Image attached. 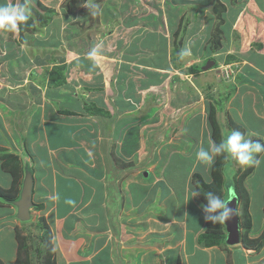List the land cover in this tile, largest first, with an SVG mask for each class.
I'll list each match as a JSON object with an SVG mask.
<instances>
[{
  "label": "crops",
  "instance_id": "obj_1",
  "mask_svg": "<svg viewBox=\"0 0 264 264\" xmlns=\"http://www.w3.org/2000/svg\"><path fill=\"white\" fill-rule=\"evenodd\" d=\"M33 1L47 5L46 0ZM30 7L32 12L35 8ZM167 53H159L165 64L159 71L143 65L153 72H142L141 83L135 88L137 96L155 88L171 91L166 85L174 77V67L169 66ZM255 67L261 69L264 77V65ZM33 69L36 68L26 70L30 75L20 80L19 70L14 67L10 75L15 73V78L9 81L16 85L11 88L4 81L5 88H0L12 90L9 95L0 96V147L19 155L25 168L32 169L26 170L34 179L28 221L18 218L14 202L0 204V260L4 264H15L21 243L19 232L24 225L37 224V228L38 222L50 229L52 258L57 264H264V248L251 260L248 253L256 250L243 244L205 246L200 242L207 221L201 208L204 203L198 195L193 197L194 176L200 174L210 181L212 165L199 162L196 152L214 142L209 120L206 123L203 118L204 95L185 104L177 99L163 108H154L155 104L149 101L145 104L130 97L128 87L122 99H114L115 107L110 109L101 97L91 98L102 106H91L96 110L92 114L82 98L72 97L71 92L74 97L80 95L83 83L74 88L70 82L58 87L44 86L31 77ZM218 76L222 78L220 73ZM92 79V83L99 81ZM243 84L245 87L238 89L234 98L242 95L243 101L246 99V120L239 112L233 114V108L228 111L248 134L263 136V114L251 101L255 90L261 94V85ZM131 85L134 87L135 83ZM178 94L179 91L171 92L175 97ZM236 102L241 109L242 101ZM31 106L30 113L23 112ZM179 109L183 110L182 115L180 112L176 116ZM23 113H28L27 118L33 117L23 120ZM170 118L174 119L169 121ZM263 160L264 157L260 162ZM11 182L10 175L7 187ZM263 185L251 194L253 207L254 195L259 198L260 216L252 212L260 226L258 231L264 226ZM67 199L74 203H65ZM36 228L27 226L21 241L30 243L34 239L39 246L46 245L49 240L40 237L45 230ZM8 243L12 247L9 260L3 255Z\"/></svg>",
  "mask_w": 264,
  "mask_h": 264
},
{
  "label": "rangeland",
  "instance_id": "obj_2",
  "mask_svg": "<svg viewBox=\"0 0 264 264\" xmlns=\"http://www.w3.org/2000/svg\"><path fill=\"white\" fill-rule=\"evenodd\" d=\"M6 3L17 5L27 3L29 7L35 9L31 12V17L16 31L0 30V88H5L2 86L4 81L9 83L11 88L16 85L9 79L15 78V73L10 74L14 71V67H17L19 70L17 77L20 80L30 75V72L25 73L26 70L36 68L33 69L31 77H36L37 83L41 85L58 87L56 85L61 86L70 82L74 88L84 84V89H79L80 95H75L78 97H74V92L71 93L75 100L82 98L88 110L92 109L91 106L102 108L92 101L91 98L94 96L101 97L106 102L104 103L106 108L115 107L114 99H122L128 87L130 97L145 104L149 101L155 104L154 108H163L167 102L177 99L185 104L191 99L195 100L197 95L202 97L204 95L206 102L203 101L205 106L202 105V112L206 123L210 109L216 110L218 104L224 108L218 115L224 124L226 134L224 138L232 130H239L264 144V134L260 137L248 134L244 125L237 126L234 116L228 111L231 107L233 114L239 112V116L246 120L244 113L247 111L244 105L246 99L243 101L242 95L237 98H234V95L238 89L242 91L245 87L244 82L249 85H252L251 83L256 85L259 82L261 94L259 89L255 90L251 101L255 102V109L263 114L262 120H264V112L261 111L264 108V87H262L264 77L261 75V69L255 67L264 65V0H46L47 5L33 0H6ZM185 45L190 47V54L181 57L179 53ZM163 46L165 50L162 49ZM93 48L97 49V54L94 58H90L88 54ZM160 52H168L169 66L174 67L173 74L178 79L174 77L169 79L166 86L169 85L170 92L155 88L152 93L143 90L147 94L137 96L135 88L136 84L141 83L139 78L142 72L148 70L153 72L151 69H144L143 65L152 66L156 68L155 71L164 68L162 56L161 59L159 58ZM211 59L216 60V63L208 70H204V66ZM230 61L233 63L226 64L231 65L234 73L230 80H224L218 76L217 68ZM58 68L63 70L62 73ZM92 78H97L99 81L92 83L94 81ZM132 83H135L134 87ZM9 91L1 90L0 96L9 95ZM174 91H179L176 97L171 95ZM84 93L85 95H82ZM227 94L231 95L227 98ZM258 94H260L259 101ZM127 97L129 98L128 95ZM236 100L242 101L241 109ZM220 101L222 102L219 103ZM158 104L160 106H157ZM187 106L185 105L183 110ZM32 109L33 106L23 112L30 113ZM66 109L71 108L64 110ZM92 110L91 113L96 114V110ZM183 110L179 109L176 116ZM27 116L28 113H23L21 119L26 120ZM32 117L33 115L27 119ZM159 123L160 121L156 124ZM262 157L264 153H260L258 159L261 161ZM108 162L113 163L111 159ZM235 162L237 166L233 163L227 169L226 178L222 176L216 182L221 194L225 195L227 188L233 190L230 183L236 179L242 181V173L252 167V174L245 178V186L250 194L260 190L262 188L260 186L264 184V160L258 166L252 167L243 166L237 160ZM21 163L23 165L22 161ZM239 167L242 172L234 175ZM218 168L217 166V172ZM9 176V173H5L0 168L1 186L7 187ZM241 186L242 183H239L238 188ZM261 197L263 203L264 191ZM254 198V207L251 197L248 214L244 212V203L238 202L240 223L246 222L251 216L253 220L251 228L240 226L241 237L248 232L250 238H257L263 232V228L258 231L260 226L254 221L253 214L260 216L261 213L258 208L259 198L255 195ZM3 201L5 198L0 196V204ZM38 224L37 228V224L24 225L19 232L20 242H23L22 231L27 226L37 230L46 229V225L44 226L42 222ZM239 244H243L242 239ZM8 246L3 255L9 260L12 247ZM262 248L255 249V253L252 248H247L253 250L248 253V258L253 260V257L258 256L263 250ZM6 263L11 264V262ZM32 264H41V262H32Z\"/></svg>",
  "mask_w": 264,
  "mask_h": 264
},
{
  "label": "trees",
  "instance_id": "obj_3",
  "mask_svg": "<svg viewBox=\"0 0 264 264\" xmlns=\"http://www.w3.org/2000/svg\"><path fill=\"white\" fill-rule=\"evenodd\" d=\"M58 69L60 70V73H62L63 70L60 68ZM63 80L65 81V79ZM230 95L231 94H227V98ZM221 102L222 101H220L219 103ZM223 109L224 108L222 107V105L219 106L218 104L217 109L216 110H213V108L210 109L208 114V120L211 127L212 138L216 143H219L221 142V140L224 139V134H225L224 124L222 122L221 117L218 116ZM256 155L258 158L260 153ZM235 160L236 159L233 158L231 154L228 153L216 156L211 167L210 181L204 180V178L200 174H196L194 176L195 190L196 192L200 193L198 196L204 204L206 203L205 196L209 191L214 192L215 194L219 195L221 198H224L226 200L229 199V195H228L229 189L228 188L226 189L225 195L221 194V192L217 189L216 182L222 176H225L226 178V171L229 167H231L233 163H235L234 165L237 166ZM21 161L22 159L20 158L19 155L11 152H7L4 154V149L0 147V163H1L0 167L2 170L10 173L12 178V182L9 187H3L0 185V196L4 197L5 202L7 203H13L15 200L18 199V197L21 195L22 181L25 175V171H27L26 169L32 171L30 167L25 168L22 165ZM217 166L219 167L218 172L216 170ZM252 168L242 173L241 176L242 181L240 179H236L234 182L230 183L231 186H233V191L235 192L238 201H242L244 203V212L246 214L249 213L251 194L248 191L247 187L245 186V178L249 177L252 174L253 172ZM241 172L242 169L241 167H239L234 175L240 174ZM233 178L235 179V176ZM239 183H242V186L240 188H238ZM35 206L40 207L37 204ZM252 224H253V220L251 216L250 218H248L246 222H241L240 226L245 225L248 228H251ZM45 227L46 229H44L45 231L42 235H40V237L47 238V242L49 240L48 244L39 246V241L31 239V242L29 243V241H26L25 238H23L27 243L26 242L20 243V248L16 259V262L18 264H20V262H23V264H32V262H41V264H56L55 259L52 258L54 251L50 243L51 242L50 229L47 226ZM226 238H227V232H226L225 222L217 223L214 225L211 224L210 222H207L206 230L201 235L200 242L205 246L219 245L221 243H227ZM242 243L246 248H252L256 250L262 248L264 246V226H263V232L257 238H250L248 232H246V234L242 236ZM0 264H4L2 260H0Z\"/></svg>",
  "mask_w": 264,
  "mask_h": 264
},
{
  "label": "clouds",
  "instance_id": "obj_4",
  "mask_svg": "<svg viewBox=\"0 0 264 264\" xmlns=\"http://www.w3.org/2000/svg\"><path fill=\"white\" fill-rule=\"evenodd\" d=\"M31 14V9L27 3L19 5L0 3V30L7 32L16 31L21 24L25 23L31 17ZM96 54L97 49L93 48L88 55L90 58H94ZM189 54L190 47L188 45H185L179 53L181 57ZM219 67L217 68L218 71ZM225 153L231 154L243 166H258L260 160L256 154L264 153V144L259 140H253L250 135H246L239 130H232L221 142L216 143L210 141L207 148L200 147L196 152V158L199 162L211 166L216 156ZM199 194L196 192L193 194V197ZM228 195L229 199L226 200L214 192L209 191L207 193L205 196L206 203L201 205L205 221L214 225L224 223L235 215V208L230 207V203L236 199L235 192L230 188ZM65 203L71 205L74 201L67 199Z\"/></svg>",
  "mask_w": 264,
  "mask_h": 264
},
{
  "label": "water",
  "instance_id": "obj_5",
  "mask_svg": "<svg viewBox=\"0 0 264 264\" xmlns=\"http://www.w3.org/2000/svg\"><path fill=\"white\" fill-rule=\"evenodd\" d=\"M216 63V60L211 59L204 66V70H208ZM33 189L34 179L30 171H27L22 185L21 195L18 200L15 201V205L18 208V218L26 221L29 220L30 209L33 206ZM238 199H234L230 203V207L235 208V215L228 221H225L227 238L226 242L229 245H237L241 242V230H240V215L238 214Z\"/></svg>",
  "mask_w": 264,
  "mask_h": 264
},
{
  "label": "built area",
  "instance_id": "obj_6",
  "mask_svg": "<svg viewBox=\"0 0 264 264\" xmlns=\"http://www.w3.org/2000/svg\"><path fill=\"white\" fill-rule=\"evenodd\" d=\"M230 68V71H228ZM233 69H231V65H227V64H223L219 67V73L222 76V78L224 80H230L231 76L233 75L234 71H232ZM233 78V77H232Z\"/></svg>",
  "mask_w": 264,
  "mask_h": 264
}]
</instances>
